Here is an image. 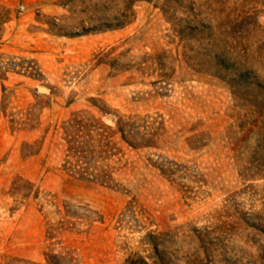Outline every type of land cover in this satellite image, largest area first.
I'll return each instance as SVG.
<instances>
[{
	"label": "rangeland",
	"instance_id": "374dc122",
	"mask_svg": "<svg viewBox=\"0 0 264 264\" xmlns=\"http://www.w3.org/2000/svg\"><path fill=\"white\" fill-rule=\"evenodd\" d=\"M163 1L0 0V264H264V179L244 181L233 149L243 110L186 64ZM78 110L161 121L154 147L112 138L116 187L64 168Z\"/></svg>",
	"mask_w": 264,
	"mask_h": 264
},
{
	"label": "trees",
	"instance_id": "16d2710c",
	"mask_svg": "<svg viewBox=\"0 0 264 264\" xmlns=\"http://www.w3.org/2000/svg\"><path fill=\"white\" fill-rule=\"evenodd\" d=\"M160 10L170 24V35L182 47L186 64L224 81L243 110L238 122L240 136L233 146L242 155L247 153L240 176L244 181L264 179V78L253 68L257 63L264 67V42L252 49L261 28L258 18L264 12V0H164ZM142 63L144 69L162 65L158 55L148 56ZM161 127L157 117L134 114L115 115L112 128L84 110L75 111L61 125L66 145L64 168L116 187V167L108 160L119 150L112 138L118 136L133 148L154 147ZM175 165L162 159L155 166L173 180L182 177Z\"/></svg>",
	"mask_w": 264,
	"mask_h": 264
},
{
	"label": "water",
	"instance_id": "95a60500",
	"mask_svg": "<svg viewBox=\"0 0 264 264\" xmlns=\"http://www.w3.org/2000/svg\"><path fill=\"white\" fill-rule=\"evenodd\" d=\"M39 89H40V90H43L44 88H43V87H40Z\"/></svg>",
	"mask_w": 264,
	"mask_h": 264
}]
</instances>
